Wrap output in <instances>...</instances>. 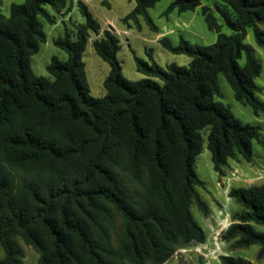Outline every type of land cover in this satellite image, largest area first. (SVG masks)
Wrapping results in <instances>:
<instances>
[{
    "label": "trees",
    "instance_id": "obj_1",
    "mask_svg": "<svg viewBox=\"0 0 264 264\" xmlns=\"http://www.w3.org/2000/svg\"><path fill=\"white\" fill-rule=\"evenodd\" d=\"M134 1L121 21L138 25L142 17L157 30L147 9L159 0ZM201 1L173 0L163 13L200 6L215 41L198 45L180 38L174 45L163 35L162 46L188 55V64L163 68L134 55L145 75L135 81L122 76L118 36L101 29L82 0H22L10 4L8 15L0 13V264H22L17 237L37 253L34 264H161L177 248L204 240L191 212L193 202L208 212L196 190L204 184L195 170L201 130L207 128L219 176L228 158L250 162L252 141L260 139L259 124L242 122L215 97L223 74L234 98L264 115L255 82L261 66L244 41L252 27L264 49L258 27L264 0H219L232 13L222 12L229 33ZM74 4L84 20L73 31L64 23L54 40L65 60L52 56L49 77L35 74L29 58L45 41L40 18L53 24L47 6L58 13ZM91 33L98 35L91 40L95 53L109 65L100 97L90 94L82 61ZM227 194L241 210L221 239L234 248L257 244L256 258H262L264 232L253 223L264 225V182L231 186ZM220 263L247 264L230 255H221Z\"/></svg>",
    "mask_w": 264,
    "mask_h": 264
},
{
    "label": "rangeland",
    "instance_id": "obj_2",
    "mask_svg": "<svg viewBox=\"0 0 264 264\" xmlns=\"http://www.w3.org/2000/svg\"><path fill=\"white\" fill-rule=\"evenodd\" d=\"M171 1L173 0H159L153 7L147 9L157 27V30H153L142 17L139 18L138 25L131 21L127 25L121 21V17L134 7V0H107L108 4L103 3V0H86L88 9L100 22L101 29L109 28L119 38L120 48L116 56L124 78L135 81L145 76L137 70L134 55L148 63L153 60L163 68H166L170 63L188 64L190 60L188 55L173 53L162 46L159 38L163 35L167 36L174 45L179 42L180 38L198 45L215 41L217 34L207 28L200 6L194 10L183 12L172 10L164 14L163 12ZM12 2L20 3L22 0H0V13L8 15ZM201 5H206L212 11L221 25L222 32L229 33L231 31L222 13L225 12L229 16L232 14L225 4L219 0H202ZM47 9L55 15V23L50 24L40 18L45 41L41 42L38 51L30 56L29 63L35 74L49 77L46 65L52 56L59 60L66 58V52L54 44V40L63 35L64 23L70 31H73L74 23L82 22L84 19L75 4L68 12L63 10L57 13L49 6ZM258 27L264 29V23L258 24ZM97 36L94 33L90 34L82 52V61L89 92L92 96L100 97L105 93L103 80L109 71V65L95 53L92 47L91 40ZM244 41L251 45L254 56L260 63V74L255 78V82L261 86V90L257 94L264 101V49L256 44L252 27H247ZM239 63H243L242 58ZM217 83L221 95L215 98L227 105L242 122L259 124L261 127L260 139L252 141L253 156L250 162L239 155L228 158L227 163L223 166L224 174L219 176L213 169L210 151L206 146L207 128L201 130L204 142L201 152L195 157V170L204 184L196 186V190L206 203L208 212L203 214L194 202L191 204V212L205 233L203 245L200 249L197 248L199 242L181 246L161 264H221V255H230L247 264H264V256L260 259L256 258L259 248L257 244L234 248L231 241L222 240L221 234L225 228H221L222 224L219 223L220 220L227 219V225H229L232 221L231 215L241 210V206L227 194L231 186H247L264 182V115H255L248 105L238 102L223 74L217 75ZM253 226L257 231L264 232V225L253 223ZM118 227L119 220L117 219L115 237L119 233ZM16 239L23 251L22 264H34L37 253L20 238ZM2 257L3 251L0 247V260Z\"/></svg>",
    "mask_w": 264,
    "mask_h": 264
},
{
    "label": "built area",
    "instance_id": "obj_3",
    "mask_svg": "<svg viewBox=\"0 0 264 264\" xmlns=\"http://www.w3.org/2000/svg\"><path fill=\"white\" fill-rule=\"evenodd\" d=\"M221 222H222V220H220L219 223H221ZM227 226H228V225H227ZM227 226H225L224 228L226 229ZM216 234H218V233L216 232ZM214 240H215V244H216V236L214 237ZM202 245H203V243H202V242H199L198 245H197V248L200 249V247H201Z\"/></svg>",
    "mask_w": 264,
    "mask_h": 264
},
{
    "label": "bare ground",
    "instance_id": "obj_4",
    "mask_svg": "<svg viewBox=\"0 0 264 264\" xmlns=\"http://www.w3.org/2000/svg\"><path fill=\"white\" fill-rule=\"evenodd\" d=\"M221 224H222L221 228H224L225 226H227L228 220L227 219H222Z\"/></svg>",
    "mask_w": 264,
    "mask_h": 264
},
{
    "label": "crops",
    "instance_id": "obj_5",
    "mask_svg": "<svg viewBox=\"0 0 264 264\" xmlns=\"http://www.w3.org/2000/svg\"><path fill=\"white\" fill-rule=\"evenodd\" d=\"M74 1H76V0H74ZM82 1L86 3V0H82Z\"/></svg>",
    "mask_w": 264,
    "mask_h": 264
}]
</instances>
